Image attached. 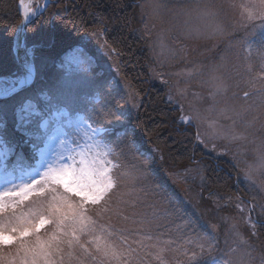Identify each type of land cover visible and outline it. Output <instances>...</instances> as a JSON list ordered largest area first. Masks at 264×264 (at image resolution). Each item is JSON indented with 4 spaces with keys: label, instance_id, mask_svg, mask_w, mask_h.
Here are the masks:
<instances>
[{
    "label": "rangeland",
    "instance_id": "rangeland-1",
    "mask_svg": "<svg viewBox=\"0 0 264 264\" xmlns=\"http://www.w3.org/2000/svg\"><path fill=\"white\" fill-rule=\"evenodd\" d=\"M221 2L222 0H139L137 3L141 4L136 9V21H139L140 27L136 34L146 39L147 47H150L148 78L158 85V88L167 90L168 101L181 108L182 117L191 112L192 108L199 109L208 117L207 120L201 119L192 123L200 135L198 146L203 151L202 158L206 157L216 167H222L219 162L228 164L234 171L237 180L234 187L239 189L240 194L237 196L235 192H215L206 196L207 203L204 201L207 209L216 208V211H212L217 217L215 221H207L199 214L201 190L208 187V180L212 178L208 176L209 170L212 169L210 164H199L201 155L194 159L196 163L193 166L176 172H164L165 179H161L163 183H155L154 174L163 171L158 170L156 162L153 164L154 154H147L141 143L135 142L136 134L129 121V117L136 116L142 97L128 92L127 86L130 83L120 77L116 69V52L104 45L100 30L83 36L80 47L75 48L72 54L67 49L57 58L47 54L46 51L50 48L47 46L46 55L34 57L36 74L43 82L40 87L45 86L50 88L49 90L43 87L36 93V88L33 91V94L36 93L34 99L29 96L23 101L16 99L12 103L0 102V204L3 205L0 219L7 220L13 213L26 217L30 212L35 215L39 208L51 202L48 185H33L27 195L22 194L25 185L30 184L32 180L42 179L44 172L49 168L48 159L54 161L55 168L68 164L83 167L80 164L81 159L87 163L90 160H104L113 172L119 169L123 185L119 194H122L125 200L131 201L138 211L157 213L153 232H139L126 237L133 242L134 247V242L140 240L150 249L153 246L164 248L168 245L172 248L176 245L177 248L184 246L189 236L205 234L212 238L213 248H206L200 253L197 264H221V261L228 259L231 250L240 248H247L251 252V264H261L264 259V243L258 239L256 230L264 225V190H261L255 181H264V176L257 173L255 181L245 176L247 165L258 163L252 150L254 146L248 143L244 148L241 146L242 142L216 138L209 122L215 119V115L208 111L213 104L211 93L214 91L208 82V69L212 65L220 64L221 58L227 56L228 68L222 71H225V75L234 77L233 65L242 63L241 58L246 57L247 48L241 49L238 46L230 49L222 37L206 39L189 34L184 27V22L189 19L193 23L196 22L199 8ZM12 8L10 11L13 14ZM234 35L235 41L242 37L241 33ZM262 39L264 31H257L252 37L250 43L253 53ZM89 46L94 50V54L85 50V47ZM26 48L30 49L27 46ZM163 81H167V84ZM4 83L5 81H0V88ZM228 83L231 85L232 80L229 79ZM178 90H183V94H179ZM243 90L245 89L230 87L227 100L239 102ZM47 91L52 94L48 95ZM233 93H239L235 100ZM123 96L126 98L125 102L120 101ZM220 99L217 97V100ZM182 117L179 119L180 123L187 124ZM78 121L87 124L90 130H82L77 124ZM231 124L230 120H218L221 128L227 129ZM236 130H242L239 124L236 125ZM11 131L42 141V146L36 149V166L28 173L12 171L7 165V158H11L15 153L18 144L8 142L7 145L1 135L4 132V136L9 140ZM149 136L152 137V133ZM253 138L257 141L264 138V132L259 129L252 131L249 140ZM13 140L15 142L16 138ZM132 140L135 143L131 142ZM147 141L145 138V142ZM140 173H145L147 179H140ZM165 183L171 187L173 193L176 188L183 193L180 197L187 203L185 210H189L188 215L192 217L187 222L179 221L178 225L176 224L175 220H179L180 214L170 203L173 199L170 191L167 188L162 191ZM243 189L244 192L241 193ZM153 205L156 207L153 208ZM220 209L225 210L224 213H221ZM195 214H198L203 228L200 227L198 231L196 227L191 228V232L181 238V244L175 243L179 239L176 240L177 238L168 234L177 232V229L190 228L193 219L197 218H194ZM249 218L257 225L256 229L248 223ZM167 225L176 228L167 232ZM51 230V226L45 225L40 234L45 235ZM240 237L247 241L246 245L240 243ZM13 250L0 246V252L3 253ZM6 260L7 256L0 260V264H5Z\"/></svg>",
    "mask_w": 264,
    "mask_h": 264
},
{
    "label": "snow or ice",
    "instance_id": "snow-or-ice-1",
    "mask_svg": "<svg viewBox=\"0 0 264 264\" xmlns=\"http://www.w3.org/2000/svg\"><path fill=\"white\" fill-rule=\"evenodd\" d=\"M184 27L189 34L206 39L222 37L230 49L247 48L242 63L233 65L234 77L225 75L227 56L208 69V82L214 89L213 104L208 111L215 115L209 122L216 138L242 142L244 148L248 143L254 146L252 150L258 163L248 164L245 176L255 181L257 173L264 176V138L249 140V134L256 129L264 132V39L255 53L250 41L257 31H264V0H222L219 4H207L198 9L196 22L189 19ZM235 33L242 34L239 41H235ZM232 86L245 89L242 96L233 93V100L239 96V102L226 98ZM178 93L183 94V90ZM182 119L196 123L208 117L192 108ZM219 119L230 120L232 124L227 129L221 128ZM237 124L242 130H236ZM196 138L200 140L199 133ZM80 164L83 167L68 164L53 168L50 165L40 181L32 180L24 186V195L33 185L50 186L51 202L39 208L35 215L30 212L26 217L13 213L7 220L0 219V246L14 249L10 253L0 252V260L7 256L5 264H197L200 253L213 248L212 238L205 234L189 236L184 246L175 249L171 245L150 249L140 240L134 242V247L126 237L153 232L157 213L138 211L131 201L119 194L123 186L119 169L113 172L104 160L89 164L81 159ZM139 178L146 180L147 176L140 173ZM255 182L264 190V181ZM248 223L253 229L257 228L251 218ZM45 225L52 230L41 235ZM240 243L246 245L247 241L240 237ZM221 264H251V252L247 248L233 249Z\"/></svg>",
    "mask_w": 264,
    "mask_h": 264
},
{
    "label": "trees",
    "instance_id": "trees-1",
    "mask_svg": "<svg viewBox=\"0 0 264 264\" xmlns=\"http://www.w3.org/2000/svg\"><path fill=\"white\" fill-rule=\"evenodd\" d=\"M4 1V4L1 5L0 8H5L7 14L10 13L9 17H11L6 20V24L11 30H15L17 27L15 26V21L20 20L17 6L13 4L15 3V0ZM76 2L77 5L81 6V8L73 13L70 24L71 26L77 24L78 28L77 30H71L68 28V32L70 30L69 34L74 33L77 35L75 38L83 37V34L87 33V30L89 31L92 29V26L87 24V17L90 11L102 14L107 22L105 23L108 25L107 28H110V30L105 33V37L102 39L110 47V49L117 52L116 59H119L120 61L118 60V62L122 64V67L119 68V75L123 80L129 82L133 87L140 91L142 102L136 112V116L131 118L129 117V121L136 134L135 142H140L142 149H144L147 154H154L155 158L153 164L155 165L156 162L158 170L163 171L159 174H154L155 183H158L159 181H161L160 183H163L161 179H165L163 175L164 172H176L193 166L196 163L194 162V159L199 155H201L202 158L203 154V151L198 146L196 139L197 129L194 125L180 123L179 119L181 118V110L172 103L167 102L168 100L166 98L165 89L158 88V85L152 83L148 78V67L151 61L148 52L149 47H147L148 45L146 42L129 36V31L127 30L129 22H139L138 20L136 21V15L138 14V11L136 10L137 7L130 4L131 2H134V0H103V2L101 0H76ZM6 3L9 4L6 5ZM87 7H91L92 9L89 10ZM11 8L13 10V14L12 11H10ZM1 14L2 12H0V15ZM47 19L48 18L45 17L43 20ZM63 29L61 21L57 22L56 26L51 24V22L46 24L35 22L29 28L31 34L27 40V44L31 45L34 41H44L43 46L45 47V51L47 46H50L46 52L48 55H53V51L51 50L53 46L49 45V43L45 41L46 36L50 35V33H54L55 30L64 32L65 30ZM76 41L77 40L75 39L73 43ZM67 42H69V40H66V43ZM73 43H68V45ZM58 50V53L54 55L57 58H59L63 53L62 49L58 48ZM11 52L12 43H0V76H11L15 70L18 69L17 64H15V60L11 57ZM43 87H40V84H35L32 89L24 90V92L26 94H33V91L36 88L40 90ZM25 97L27 98L29 96ZM25 97L19 99L23 101ZM1 101L6 100H0V102ZM150 107H153L154 109ZM148 111L150 112L148 113ZM151 133L153 135L152 137L149 136ZM145 138L146 140L148 139L147 142H145ZM23 151L26 158L32 154L29 151V147L26 152L25 150ZM20 153L21 151L19 150L18 154ZM202 163L210 164L212 169H208V176H211L212 178L210 180L207 179L209 181L208 187L205 190H201L202 196L198 206L200 212L199 214L207 221H215L217 217L213 215L214 212L212 211H216V208L209 207L210 210L206 208V196L215 192H235L238 196L240 191L234 187L237 180L230 165L219 162V165L222 167H216V165L212 164V162H210L206 157L205 159L202 158L199 160V164ZM163 186V192L167 188V190H169L173 195V199L170 200V203L173 205L174 210L178 211L177 213L180 214L179 220H175L176 224L179 223V221H181V223L185 221L187 222V220L192 217H189L188 215L189 210H185V205L187 203L185 204V201L181 198L183 193H181L178 189H175L173 193V191H171V187L167 186V183ZM242 192H244V189L241 193ZM184 198H186V196ZM219 211L224 213L225 210L220 209ZM194 218L195 219H193L190 228H186L185 230L177 229V232L175 231V233L173 232L172 234H168L171 237L177 238L176 240L179 239V241H176L175 243L181 244L183 242L181 238H184L186 234L190 233L191 228L196 227L197 231L200 227L203 228V223H200L198 214H195ZM166 228H169L167 229V232H169L172 228L174 229L176 227L167 225ZM256 231L258 239H261L262 243H264V225H262L261 228L258 227ZM160 232L162 233V231ZM166 234L164 235V238H166ZM173 248L175 249L176 245H174Z\"/></svg>",
    "mask_w": 264,
    "mask_h": 264
},
{
    "label": "bare ground",
    "instance_id": "bare-ground-1",
    "mask_svg": "<svg viewBox=\"0 0 264 264\" xmlns=\"http://www.w3.org/2000/svg\"><path fill=\"white\" fill-rule=\"evenodd\" d=\"M101 1L103 2V0H101ZM138 1L139 0H134V2H131L130 4L138 7V6H140L139 4L142 3V2L137 3ZM4 2H5L4 0H0V7H1V5L4 4ZM73 3H75V5H73ZM8 4L9 3H6V5H8ZM13 4L15 6H17V10L19 13L20 20L15 21V26H17V27L15 30H11L6 24V20L8 18H11V17H9L10 13L7 14L5 8H0L1 9L0 12H2V14L0 15V43H6V42H9L10 44L12 43V50L15 49V51L11 52V57L15 60V62H16L15 64H17L18 69H16L12 75V76H15L14 78H11L10 81H5V83L2 84V86L0 88V95L1 96L5 95V93H7L6 95H8V93L13 91L17 87L32 81L33 77H34V79H33V82L30 85H28V87L22 88L16 92H13L12 95H9L8 97H4V98L0 99V100L5 99L7 102H10V103H12L16 99L23 98L25 96L36 97V94H32V93L26 94L24 92V90L32 89L35 84L38 85V84H41V82H42V80H40V78L37 76V74L34 73L35 70H34V66H33L34 63L33 62H34V57H40L44 54L46 55L45 47L43 46L44 41H34L33 44H31L30 49H25L22 52L18 51L17 46H18L21 38L23 37L25 40L24 41L25 45H28L27 40L31 34L29 28H27L25 31L26 32L25 35L22 36L21 31H23V21H22L23 16H24V19L27 20L28 16L31 14L33 21L41 23V24H46V23L51 22V24H54L55 26L57 25V22L61 21V25L65 31L60 32V31L55 30L54 33H50V35L46 36V40H45L49 43V45L53 46L51 49L53 51V56L56 53H58V51H59L58 48L62 49L63 53H65L67 49H68L70 54L74 53V51H75L74 49L80 47L81 41L83 38V37L75 38V37H77V35H75L74 33L69 34L70 30H69V32L67 30L68 28H70L71 30L72 29L77 30V28H78L77 24L72 25V26L70 24L71 17L73 15V13L81 8V6L77 5L76 0H23V7H21V9L19 7V5H21V0H15V3H13ZM87 8H89V10L92 9L91 7H87ZM45 17L48 19L43 20ZM87 18H88L87 24H90V26H92V29L89 31L87 30V33L83 34V36L90 35L94 31L100 30L102 32V37L104 38L105 33L107 31H109L110 28H107L108 25L105 24L107 22H106L105 18L102 16V14L90 11ZM128 25L129 26H127L128 27L127 30L129 31L130 37H135L134 39H137V40L140 39V40L146 41V39L141 38L140 35L136 34V31L140 29L138 23H136L134 21H132V22L130 21ZM58 27H59V25H58ZM132 33H134L135 36ZM65 39L69 40V42L66 43ZM75 39L77 41L75 43H73L75 41ZM101 40L104 42V45L106 47H108V49H110V47L105 43V41L102 38H101ZM68 43H73V44L68 45ZM85 48H86L85 50H87V52L94 54V50L91 49V46L85 47ZM149 49H150V47H149ZM32 52H34L33 54H36V55H33ZM121 67H122V64L120 62H118V68H116V69H118V71H119L120 70L119 68H121ZM23 68H24V72L22 70ZM127 87H128V89H127L128 92H132L137 97H141L140 91L138 89H136L135 87H133L131 84H129ZM165 92H166V98H167V90H165ZM123 100H124V102L126 101L125 96H123L120 99V101H123ZM167 102L172 103L174 106H177L181 110V108L176 103H174L172 101H167ZM181 112H182V110H181ZM81 121H78V123H77L78 126L82 130H85V131L90 130L88 128V125L84 124ZM131 142H134V141L132 140ZM41 159H42V157H41ZM92 161L93 160H90L89 163L91 164ZM53 163H54V161L52 159H48L49 166L51 165L53 167ZM53 168H55V167H53ZM178 196H180V195H178Z\"/></svg>",
    "mask_w": 264,
    "mask_h": 264
},
{
    "label": "water",
    "instance_id": "water-1",
    "mask_svg": "<svg viewBox=\"0 0 264 264\" xmlns=\"http://www.w3.org/2000/svg\"><path fill=\"white\" fill-rule=\"evenodd\" d=\"M19 7H20V9H21V5H19ZM23 31H21L22 32V36H24L25 35V31H26V29L29 27V25L33 22V19H32V17H31V14L28 16V19L27 20H25L24 19V16H23ZM25 40H24V38L22 37L21 38V40H20V42H19V44H18V51L19 52H22V51H24V49H25V42H24ZM34 53V52H33ZM33 66H34V64H33ZM23 70V72H24V68L22 69ZM34 70H35V66H34ZM33 79H34V77H33ZM33 79H32V81H30L29 83H26V84H23V85H21V86H19V87H17L16 89H14L13 91H11L10 93H8V95H0V99H2V98H4V97H8L9 95H12V93L13 92H16V91H18V90H20V89H22V88H25V87H28V85H30L32 82H33ZM11 80V77H9V76H5V77H0V81H10Z\"/></svg>",
    "mask_w": 264,
    "mask_h": 264
}]
</instances>
